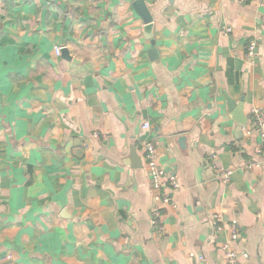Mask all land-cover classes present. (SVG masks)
Segmentation results:
<instances>
[{
	"label": "crops",
	"instance_id": "0c3cea01",
	"mask_svg": "<svg viewBox=\"0 0 264 264\" xmlns=\"http://www.w3.org/2000/svg\"><path fill=\"white\" fill-rule=\"evenodd\" d=\"M253 109L264 0H0V264H226L233 227L264 264ZM147 142L181 186L158 227Z\"/></svg>",
	"mask_w": 264,
	"mask_h": 264
},
{
	"label": "built area",
	"instance_id": "2783aa9c",
	"mask_svg": "<svg viewBox=\"0 0 264 264\" xmlns=\"http://www.w3.org/2000/svg\"><path fill=\"white\" fill-rule=\"evenodd\" d=\"M232 30L230 28H224L223 33L225 35L230 34ZM257 50V44L255 42H251L248 46V57L254 58ZM63 49L59 46L54 47V52L57 56H60ZM251 127L255 134L260 138L263 149L260 151L264 156V112L259 109H253L252 117H251ZM143 129H150V125L148 123L143 125ZM95 137H98L95 135ZM143 149L145 150V163L146 169L149 174L150 184L155 193V206L152 209V217H153V225L159 226V217L161 216V206L163 205H172L176 208L173 196L181 190V186L176 176L167 173L159 161V156L157 152V148L154 143L147 142L144 143ZM252 164L249 168H252ZM216 180L223 184H229L231 182L233 171L225 170L214 166ZM220 216H213V225L215 233L213 237H216L218 233H220L224 226L219 224ZM162 229V228H159ZM239 235L236 227L232 229V237L230 243H227L223 251L225 253V261L226 264H239L240 255L231 247V244L234 245L236 241H238ZM247 257L246 255H243Z\"/></svg>",
	"mask_w": 264,
	"mask_h": 264
},
{
	"label": "water",
	"instance_id": "95a60500",
	"mask_svg": "<svg viewBox=\"0 0 264 264\" xmlns=\"http://www.w3.org/2000/svg\"><path fill=\"white\" fill-rule=\"evenodd\" d=\"M143 1L137 2V8L140 10V14L142 15L143 19L145 20L147 24V31L151 30V24H152V17L148 11L147 8L144 7ZM229 109L232 112L237 113V121L239 122L240 125H247V118L243 117V104H239L238 106L233 102L229 101Z\"/></svg>",
	"mask_w": 264,
	"mask_h": 264
}]
</instances>
